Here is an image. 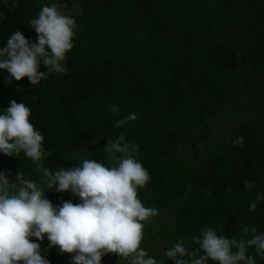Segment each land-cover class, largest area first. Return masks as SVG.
Here are the masks:
<instances>
[{"label":"trees","instance_id":"trees-1","mask_svg":"<svg viewBox=\"0 0 264 264\" xmlns=\"http://www.w3.org/2000/svg\"><path fill=\"white\" fill-rule=\"evenodd\" d=\"M66 1L77 23L67 71L31 86L27 77L6 84L0 70V110L9 100L32 108L29 119L47 151L43 166L54 171L83 158L107 164V138L123 134L134 142L150 177L138 198L172 217L160 240L149 228L154 234L141 241L157 259H166L164 249L176 239L196 248L191 237L206 225L237 239L247 238L244 226L264 231V199L254 211L248 207L264 192V115L230 128L239 106L264 108V0ZM41 3L0 0V47L15 30L36 42L28 21ZM38 71L46 69L41 64ZM130 112L137 118L117 127ZM237 136L244 142L234 146ZM0 171L10 181L17 171L41 179L23 153L0 154ZM245 181L253 186L246 189ZM51 190L45 195L53 205L78 202ZM158 242L165 248H156ZM39 243L43 250L48 241ZM41 254L49 264H70L72 255L56 247Z\"/></svg>","mask_w":264,"mask_h":264},{"label":"clouds","instance_id":"clouds-1","mask_svg":"<svg viewBox=\"0 0 264 264\" xmlns=\"http://www.w3.org/2000/svg\"><path fill=\"white\" fill-rule=\"evenodd\" d=\"M4 19L0 14V20ZM35 32V43L15 30L0 47V70H4L6 84L27 77L31 86L38 85L48 73H64L65 53L73 47L77 23L75 17L63 10L59 0L41 3L38 15L28 21ZM43 65L45 72H39ZM113 113L118 106L110 105ZM33 110L23 101L9 100L0 110V154L30 159L41 179L25 178L17 171L9 180L0 171V264H49L41 252L56 247L58 254L70 253V264H101V258L114 253L125 264H257L256 257L264 258V231L256 226H244L247 238L218 235L215 228L204 226L191 237L196 248L176 239L166 247L163 257L157 259L141 247L146 224L158 215L156 207L144 206L137 189L149 181L148 170L138 161V146L125 141L123 134L107 138L104 146L109 163L83 158L78 165L50 170L43 166L47 156L40 130L30 121ZM137 117L134 113L117 119V127ZM243 136H237L233 145H242ZM245 181V188L252 187ZM52 189L78 198L61 200L53 205L45 195ZM264 199L258 192L249 204L254 211L256 203ZM35 238L34 241L30 238ZM48 241L41 249L40 241Z\"/></svg>","mask_w":264,"mask_h":264},{"label":"rangeland","instance_id":"rangeland-1","mask_svg":"<svg viewBox=\"0 0 264 264\" xmlns=\"http://www.w3.org/2000/svg\"><path fill=\"white\" fill-rule=\"evenodd\" d=\"M61 1V2H60ZM49 2V0H45V3ZM60 3H63V10H66V5H67V1L66 0H59ZM258 113H262L261 115H264V108H255V109H251L248 107H241L239 106L237 108V113L235 114V116L232 118V123L230 125L231 129H234L240 122H249L252 118H255L256 115ZM172 220V217L167 214V213H163L162 215H158L157 217H155V219H153V222L146 224L145 228H144V239H147V234L151 235L154 234L153 231L155 232L157 238L160 240L163 237V233L161 232L160 228L162 226H169L170 222ZM152 229L153 231L151 233L148 232V229ZM169 233V232H168ZM167 233V234H168ZM166 234V236H167ZM143 247V246H141ZM156 248L158 249H164L165 245L162 242H158L156 244ZM111 260L113 261V263L116 264V262H118L117 264H125V262L118 258L116 256V254L114 253H108L105 254V256H103V261L102 263L107 264L108 262H111Z\"/></svg>","mask_w":264,"mask_h":264}]
</instances>
